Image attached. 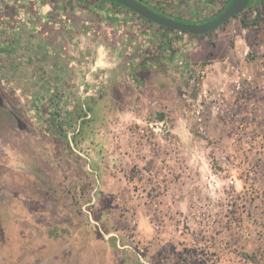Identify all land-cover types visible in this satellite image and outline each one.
<instances>
[{"label": "rangeland", "instance_id": "1", "mask_svg": "<svg viewBox=\"0 0 264 264\" xmlns=\"http://www.w3.org/2000/svg\"><path fill=\"white\" fill-rule=\"evenodd\" d=\"M261 1L116 83L93 38L26 31L75 0H0V264H264Z\"/></svg>", "mask_w": 264, "mask_h": 264}, {"label": "crops", "instance_id": "2", "mask_svg": "<svg viewBox=\"0 0 264 264\" xmlns=\"http://www.w3.org/2000/svg\"><path fill=\"white\" fill-rule=\"evenodd\" d=\"M75 1L74 5L77 7L74 11L57 12V20L61 17L57 22V27L55 24L56 22L54 21V13H47L46 17L37 14L38 18L33 17L30 21H26L28 24V29L26 31L30 30L33 37H38L40 31H52L51 34L53 35H56L55 31H59L58 33H61L64 36L67 35L68 37L74 35L76 37L82 36V38H93V44L91 46L86 42H82L81 45L73 44L72 49L74 48L78 51L80 59L84 58L88 61L90 56L85 54V48L93 47L95 43L94 49L97 54H100L102 61H104V67L110 72V80H113L116 83H119L118 79L121 77V73L124 72L130 75L134 73V70L136 74L139 72L151 73L161 71L158 68L142 66L141 60L145 56L160 53V50H158L160 41L155 39V36L159 34H164L165 36L169 34L170 36H174V33H167L158 26L141 19L138 15L139 19H134V13L131 11L125 10L104 0H96L98 1L97 3L95 0ZM204 1L206 3L209 0ZM155 8L161 9L158 7ZM11 9L14 11L13 16L8 11L2 10L0 12V21L12 19H15L17 22L24 21L26 17H24V12L22 11L23 7H17L15 5V7ZM198 9L199 7H196V9H188L184 12L180 9H177L176 11L174 9L164 10L167 14H171L173 17L194 21L195 16L198 14ZM49 19L53 20L50 22ZM46 22L48 23L46 24ZM45 26L46 29L44 28ZM181 40L182 37L179 42ZM175 46L177 51V45ZM3 50L4 49H1V51ZM167 68L168 67H165V69ZM167 80L169 79L166 77L163 81L164 84H166L165 81ZM138 82L144 83L145 79L141 78ZM152 85L158 90L159 81L154 79Z\"/></svg>", "mask_w": 264, "mask_h": 264}, {"label": "water", "instance_id": "3", "mask_svg": "<svg viewBox=\"0 0 264 264\" xmlns=\"http://www.w3.org/2000/svg\"><path fill=\"white\" fill-rule=\"evenodd\" d=\"M111 1L116 2L117 4L123 6L132 13L144 18L146 21L152 24L192 36L205 35L216 30L232 18L241 14L246 9L249 2V0H233L229 7L216 16L213 20L198 25H185L151 11L135 0Z\"/></svg>", "mask_w": 264, "mask_h": 264}, {"label": "trees", "instance_id": "4", "mask_svg": "<svg viewBox=\"0 0 264 264\" xmlns=\"http://www.w3.org/2000/svg\"><path fill=\"white\" fill-rule=\"evenodd\" d=\"M104 1L110 2V3H112V4H114V5L118 6V7H121L123 9H125V10H128V9L124 8L123 6L117 4L114 1H111V0H104ZM135 1H137L138 3H140L143 6H145L146 8H148L149 10H151L153 12H155V13L161 15V16H164L166 18L175 20V21H177L179 23H182V24H185V25H198V24H203V23H206V22H209V21L213 20L216 16H218L226 8H228L233 0H228L219 13H217L215 15H212L206 21L200 22V23H198L196 21H192V20L190 21V20H184V19H180V18H177V17H173L171 14H167L164 9H157L155 7H152L149 4H147L146 1H144V0H135ZM259 1H261V0H249L246 9L248 7H250V5H252L253 3H256V2H259ZM140 18L145 20L142 17H140ZM153 25H155V24H153ZM158 27L163 29V30H165V32H167V33H174L175 37L174 36H170L169 34H167L166 36L164 34H161V35L159 34V35L155 36V39H158L160 41L159 46H158V50H160L159 51L160 53H158V54L155 53V54H153L151 56L143 57V59L141 60V65L145 66V67L150 66V68H158L159 70L163 71V70H165V67H168V66L172 65L171 58H172V55L176 52V46L175 45H177L179 43V40H180V38L182 36L189 35V34L180 33V32H177V31H174V30H171V29H166V28H163V27H160V26H158ZM189 36H192V35H189Z\"/></svg>", "mask_w": 264, "mask_h": 264}]
</instances>
